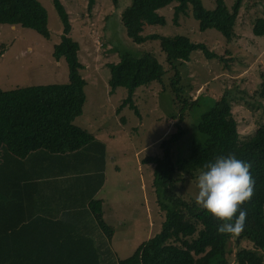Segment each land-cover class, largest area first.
I'll return each instance as SVG.
<instances>
[{"label":"trees","instance_id":"1","mask_svg":"<svg viewBox=\"0 0 264 264\" xmlns=\"http://www.w3.org/2000/svg\"><path fill=\"white\" fill-rule=\"evenodd\" d=\"M120 1L112 3L127 36L136 44L158 41L165 60L160 62L152 50L119 51V60L107 64L110 93L119 87L128 91L116 112L128 106L141 116L137 89L164 83L165 74L173 71L169 82L178 113L171 117L179 119L177 130L163 138L160 153L144 158L154 165L152 184L164 212L161 228L129 256L116 257L115 227L106 220L99 197L107 180V144L76 122L88 101L81 44L71 35V17L62 0H52L62 21L52 55L67 62L68 81L0 89V264H230L232 259L235 264H264V123L241 139L233 113L234 101L250 106L251 99L264 100V72L248 99L231 89L219 98L193 99L180 84L179 69L192 52L228 60L187 35L143 34L146 25H166L160 10L173 5L175 24L191 11L201 31L215 29L231 41L245 0L230 6L215 0L212 9L203 0H131L123 9ZM96 2L89 0V8ZM0 24L51 37L49 13L40 0H0ZM253 33L264 37L263 17L254 21ZM191 134L202 138L189 137L183 152L176 153L177 144ZM229 153L249 164L253 185L250 199L241 205L244 227L220 234L216 228L221 221L198 208L179 183L195 179L206 163ZM243 241L253 246H241Z\"/></svg>","mask_w":264,"mask_h":264},{"label":"rangeland","instance_id":"2","mask_svg":"<svg viewBox=\"0 0 264 264\" xmlns=\"http://www.w3.org/2000/svg\"><path fill=\"white\" fill-rule=\"evenodd\" d=\"M40 1L49 13V39L30 28L0 24V52L4 49L0 58L2 90L68 81L67 62L64 58L57 61L52 55L54 44L61 40L62 21L52 0ZM130 1L121 0V9ZM62 2L71 17V35L81 44L79 58L84 65L82 75L87 80L85 91L89 102L76 122L88 124L107 144V180L100 194L105 198V218L115 227L116 257L123 259L139 243L156 234L164 220L152 184L154 165L145 163L144 158L160 153L163 138L177 130L179 119L171 117L178 113L169 82L173 71L165 74L164 83L153 82L137 89L135 102L141 116L128 106L117 113L116 109L128 91L119 87L115 93H110L107 64L119 60V51L139 54L152 50L160 62H164L165 54H160L158 41L136 44L127 36L112 0H97L92 9L89 0ZM203 2L207 8L215 7V0ZM226 2L230 6L234 0ZM160 13L165 15L167 24L146 25L143 34L187 35L194 42L206 43L210 50L228 60L208 59L202 51L192 52L190 61L179 69L182 74L180 84L193 99L201 95L219 98L226 89H231L238 98L243 93H246V99L248 95H254L264 72V37L253 33V25L257 17L264 18V0H245L231 41L215 29L201 31L191 11L189 16L182 15L178 24L173 22V5L161 9ZM249 101L250 106L245 100L233 102L241 139L254 134L264 123V100L256 97V101ZM198 136L202 138L200 134ZM198 136L187 135L177 144L176 153L183 152L189 137L199 139ZM179 188L187 197L194 198L196 178L179 183ZM241 246L253 245L243 241ZM230 264H235L234 259Z\"/></svg>","mask_w":264,"mask_h":264},{"label":"clouds","instance_id":"3","mask_svg":"<svg viewBox=\"0 0 264 264\" xmlns=\"http://www.w3.org/2000/svg\"><path fill=\"white\" fill-rule=\"evenodd\" d=\"M203 169L196 177L195 204L221 221L218 233H238L246 217L241 205L252 194L249 164L229 153L216 156Z\"/></svg>","mask_w":264,"mask_h":264},{"label":"crops","instance_id":"4","mask_svg":"<svg viewBox=\"0 0 264 264\" xmlns=\"http://www.w3.org/2000/svg\"><path fill=\"white\" fill-rule=\"evenodd\" d=\"M88 100H89V98H88ZM89 101H87V103H88ZM84 127H86V128H88L89 130H91L90 128H89V125L88 124H86V126L85 125H83ZM92 131V130H91ZM93 132V131H92ZM94 133V132H93ZM95 134V133H94ZM97 136V135H96ZM99 138V137H98ZM99 139H101V138H99ZM103 140V139H102ZM104 189H105V185H104V187H103ZM102 188V189H103ZM102 189H101V191H102ZM101 191H100V193H101ZM99 193V197H101V198H103L102 196H101V194ZM105 199V198H104ZM103 199V200H104ZM105 203V202H104ZM104 212H105V209H104Z\"/></svg>","mask_w":264,"mask_h":264}]
</instances>
